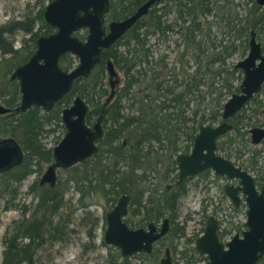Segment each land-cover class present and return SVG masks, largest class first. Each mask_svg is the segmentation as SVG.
<instances>
[{
	"label": "trees",
	"instance_id": "16d2710c",
	"mask_svg": "<svg viewBox=\"0 0 264 264\" xmlns=\"http://www.w3.org/2000/svg\"><path fill=\"white\" fill-rule=\"evenodd\" d=\"M143 1L108 0V11L105 17L109 20L122 19L131 14ZM209 4L210 0H173L172 6L168 9L172 10L174 17L168 22L162 20L161 16L155 13L156 4H154L148 10L144 20L145 16L138 20L113 45L101 50L99 61L93 66L88 76L73 81L70 90L53 105L50 111L42 112L39 107L31 106L24 112L12 111L0 115V135L14 138L23 152L20 164L0 173V206L2 205V209L6 210L13 207V199L17 194L19 184L26 176L35 171V167L37 170L41 163H49L52 160L51 149L43 147L39 142L42 122L46 123L50 118L59 122L61 108L69 104L74 95H78L86 103L93 106L85 116L86 121H89L93 116L102 115L103 136L97 143V149L100 150L93 157H98L101 148L105 147L107 149L105 152L113 160L110 166H106L96 174V178L92 181H86L87 194L94 192V194L104 198L105 201H114L121 194H129V208L124 221L130 227L134 225L130 217L134 213H139L140 209L143 212L140 219L136 221V225L150 221L156 222L164 214L172 221L177 209V200L160 197L151 200V197L148 196L146 206L141 207L139 198L144 190L140 189L136 183L141 182L143 176L140 178L134 176L133 179L132 176L137 165L149 158V146L146 147L148 151L143 149L149 141L166 137L169 142H172V139H176L177 134L192 135L198 125L215 122L220 116L222 104L220 106L218 102L214 104L215 109L207 115L201 110L199 114V110L194 106L192 116H184V111L188 108L194 92L198 91L200 85L207 84L203 72L208 71L211 75L216 76L222 73V69L215 70V72L210 69L204 71L199 64L198 57H201L205 51L202 42H200L204 34L201 29L203 23L200 22L199 18L201 15L210 12ZM165 6H163L164 10ZM41 12L42 9H37L32 16L24 15L22 19L11 20L0 25V56L8 54L13 56L17 54V51L23 53L21 61L13 63L11 67L8 65L4 68L0 78H5L16 65L23 63L31 55L35 48L34 41L37 36L47 35L53 31L51 26L42 21ZM165 13L162 11L161 15ZM257 21L258 18H255L246 26H242L237 30L238 36L245 35L248 28L255 29ZM34 23H38V28L31 31ZM184 23L186 25H183ZM18 31L29 33V36L22 42L21 48L16 50L12 49L10 39ZM172 32L180 36V43L174 42V46L182 45L181 56L186 51L188 53L190 48L197 52L196 56H194L195 53L190 54V57L194 58V64H198L197 70L190 77L189 74L182 71L183 76L187 77L182 78V81L175 77L176 74L172 72V65L168 68L167 80L162 81L161 71L168 67L165 60L166 56L160 54L159 49L151 48L148 44L147 36L154 34L164 42L167 41V33ZM199 32L201 36L198 34ZM198 36L199 39L196 40ZM25 42H29L31 50H27V46L24 45ZM121 45L124 46L123 50L120 49ZM242 46L246 47L245 44ZM234 49L235 47L231 46L228 51L224 48L223 50H216L210 62L223 63L225 57H228ZM175 54H178L177 50ZM106 58H109L114 67L121 72L123 82L115 90L114 98L110 103L101 107L99 100L107 95V89L103 82ZM12 59L9 58L8 60ZM74 59L67 53L63 54L58 61L59 68L62 70L70 69ZM185 66H189V62ZM228 71L226 72L228 76H232V72L238 70L231 68ZM197 73L201 76H198ZM180 85L182 87L177 88ZM223 85L229 92L231 84L224 82ZM17 88V82L8 78L5 79L4 84H0V100L7 108L14 109L18 105ZM156 92L163 93L164 97L155 104L158 99V96H155ZM220 96L218 94L216 101L219 100ZM124 110L126 113H123ZM188 122H190L189 125ZM171 149L177 150L176 147ZM121 161H128V164L131 163L132 165L122 172L121 167L117 166ZM83 193H85L84 190H81V194ZM35 196L37 202L31 217L27 220L24 217L25 212L22 211L20 217L13 219L5 228V247L2 251L0 264H34L37 249L44 240H49V242L60 240L63 234L61 225L52 222L53 216L60 207V195L49 191L47 199H44L43 191L40 190ZM133 202H135L136 208L132 213L130 207ZM175 234L182 235L183 231L177 229ZM121 258H123L122 263L127 264L125 257Z\"/></svg>",
	"mask_w": 264,
	"mask_h": 264
},
{
	"label": "rangeland",
	"instance_id": "374dc122",
	"mask_svg": "<svg viewBox=\"0 0 264 264\" xmlns=\"http://www.w3.org/2000/svg\"><path fill=\"white\" fill-rule=\"evenodd\" d=\"M49 1L50 0H0V25L11 20L22 19L24 15L32 16L37 9H42ZM172 4L173 0L160 1L155 6V13L160 15L162 20H166L167 22L172 20L174 15L172 10L168 9ZM164 5H166L165 10L163 8ZM209 7L210 12L201 15L199 18L200 22L203 23L201 29L204 34L200 42H202L205 48L202 56L198 57L200 60L199 64L200 68L202 70L204 69V71L205 69H210L215 72V70L222 69V73L216 76L211 75L208 71L203 72V77L207 84L200 85L197 89L198 91L194 92L188 104V108L184 111L185 117L192 116V109L195 108L194 106L199 110V114L201 110L202 113L204 112V114L207 115L215 109L214 104L216 102L221 106L230 94L237 92L236 88H238L242 75L238 71H235L232 72V76H228L226 72L234 68L235 63L246 55L247 47H243L242 45L246 43L248 29L243 36H238L237 30L242 26H246L248 22H252L255 18H258L261 13H264V10L260 9L261 7L258 8L255 0H210ZM162 11L166 13L161 15ZM145 18L146 16L143 20ZM107 21H109V19L104 17L105 24ZM183 25H186V23ZM37 28L38 23H34L31 31H35ZM74 34L82 40L86 35V30L80 29ZM198 34L201 36L200 32ZM28 36L29 33H23L21 31L15 32L10 39L12 42V49H20L23 45L22 42L26 40ZM259 37L256 36L258 42L261 41ZM147 38L151 48L159 49L160 54L166 56L165 60L168 63V67L161 71L162 81L167 80V71L171 65L173 66L172 72L176 74L175 77L179 81H182V78H187L183 76L182 71H184L185 74H189V77L194 75L198 64H194V58L190 57V54L195 53L194 56H196L197 52L189 47L188 53L187 51L184 52L186 56L185 54L181 56L180 53L183 51L182 45L178 47L174 46V42L180 43L179 34L174 32L167 33V41L164 42L158 39L154 34L147 36ZM198 39L199 36L196 40ZM24 45L27 46V50H31V48H29V42H25ZM231 46H234L235 49L231 51L228 57H225L223 63L210 62L216 50H223L224 48L228 51ZM120 49L123 50L124 46L122 47L121 45ZM176 50L178 54H175ZM22 56V51H17V54L13 56L11 54L0 56V74H2L4 68L8 65L11 67L13 63L21 61ZM9 58L13 59L8 60ZM188 62L189 66H185ZM75 64L76 62L74 59L73 65ZM197 75L199 76L200 74L197 73ZM8 76L9 73L5 78H0V84H4ZM117 76L119 81L116 89L119 88L123 82V76L120 71L117 72ZM106 81L105 77L104 85L108 87ZM224 82H229L231 84L229 92L227 91L228 89L224 87ZM181 87L182 85L177 88ZM218 94L221 96L219 100L216 101ZM155 96H158L155 104L164 97L163 93L160 92H156ZM256 99L261 101L262 105L260 106L263 107L257 106V101L247 103L244 106L243 115L247 116V118L242 119L241 122L235 126L239 133L246 132L248 128L256 125V117L259 119V122L261 121L260 110L264 108V88L262 95L260 97L256 96ZM102 101L103 97L99 102ZM84 102L86 103L85 100ZM0 104L4 105L1 100ZM122 104L125 105V103ZM86 106L89 110L93 107L88 103H86ZM123 113H126V111L124 110ZM218 120L219 118L208 125H215ZM55 123L56 121L53 118H50L46 123H44V121L42 122V127L39 132V142L45 148H52L63 135L61 128H56ZM187 124L189 125L190 122ZM228 136L234 137V131H230ZM0 137L3 136L0 135ZM242 140L243 135L242 137L239 135L235 137L234 143L228 149L231 154L229 159L234 163L240 164L246 160L244 163L247 164L246 169L249 174L251 176H257L260 174L261 168L264 167V140L258 145H251L248 142V146L245 147L247 151L242 152V155L239 156L238 152L241 153V150H243ZM99 150L100 149H98V151ZM105 150L107 149L102 147L98 157H91L86 160V162L77 163L67 169H56V179L52 187L45 184L41 186L38 185V180L48 163H41L39 169L36 170L35 167V171L21 181L15 199H13V207L4 210L2 209V205L0 206V262L2 251L5 247V228L13 219L20 217L22 211L25 212L24 217H26L27 220L31 217L37 202L35 195L41 190L43 191L44 199H47L49 191L60 195V207L53 216L52 222L61 225L60 227L63 234L60 240H52L51 242H49V240L43 241L35 254L34 264H123V258L119 256L117 248L106 245L102 241V234L105 228L104 214L111 209L115 199L114 201H105L104 198L94 194V192H88V194L86 192V181H92L96 178V174L99 173L100 170L104 169L106 166H110L113 162V160L110 159V155L105 152ZM219 153L222 154V152ZM251 160L255 161L252 165ZM130 165L132 164H128V161H121L117 166H120L123 172L128 169ZM135 170H137V167ZM135 170L133 171L134 175L140 173L139 171L135 172ZM138 177L139 175H137V178ZM211 178L212 175L209 173L205 177H198L186 183L185 198L178 203L175 216L169 224L170 228H172L171 231L153 245L150 254L135 253L125 257L127 264H159L158 260L163 256V250L165 248L169 249L170 259L173 264H203L205 262V256L194 252L193 244L195 238L202 233L208 215H213L216 219L218 218L219 229L225 231L224 235L220 238L222 242L229 240L234 234L240 236L241 231L245 229L243 225L245 221V207L241 205L233 210L229 207L227 201H221L219 204L216 203L218 201V190L216 192L213 185L209 183ZM152 180V182H157V179ZM136 184L143 190L144 187L148 189L151 187L146 181ZM217 184H219V182H217ZM29 186H31V189H29ZM81 190H84L85 193L81 194ZM113 197L115 198V196ZM215 207H217L216 212L213 213ZM218 207L223 210H219ZM130 218L132 224L134 223V225H136V221L140 219V216L135 215ZM160 220V218L156 220L157 225L160 223ZM139 224L140 223H138V225ZM144 224L145 223H141L140 225L144 226ZM134 225L131 227H135ZM177 229H181L183 234H175ZM256 264H264V256Z\"/></svg>",
	"mask_w": 264,
	"mask_h": 264
},
{
	"label": "water",
	"instance_id": "95a60500",
	"mask_svg": "<svg viewBox=\"0 0 264 264\" xmlns=\"http://www.w3.org/2000/svg\"><path fill=\"white\" fill-rule=\"evenodd\" d=\"M160 1L162 0H144L131 14L122 19L109 20L105 24L108 0H50L42 8L41 14L42 21L51 26L53 31L37 36L31 55L23 63L16 65L9 74V79L18 84L19 103L14 111L24 112L31 106L44 111L50 110L70 90L73 81L88 76L99 61L101 50L113 45ZM255 2L258 5L264 4V0ZM80 29L86 30L82 40L74 34ZM247 46L246 55L234 65L235 69L241 71L242 77L238 92L230 94L222 104V121L215 126L200 125L190 152L177 154L174 158L177 166L175 185L187 176L210 169L216 175L239 180L240 188L223 186L224 193L234 207L238 204V189L244 196L246 229L241 232V237L234 234L222 244L216 235L215 219L207 217L202 233L194 241V250L206 255L207 261L204 264H255L264 255V171L261 188L257 192L249 174L214 152L215 139L230 129L226 119L256 94L264 82V56L261 55L259 43L252 31L249 33ZM66 53L75 58L76 64L68 70H62L58 61ZM105 70L110 92L104 99V105L111 99L117 82L109 58L105 60ZM9 112V108L0 104V115ZM85 114L86 105L78 95L72 98L69 106L61 110L60 120L65 132L51 148L52 161L43 170L38 185L52 187L56 179L55 169L69 168L89 158L96 151V141L102 134L99 124L102 117L99 115L88 126L85 124ZM249 133L251 142L256 144L264 137V128L252 127ZM22 156L21 147L14 138L0 137V173L20 164ZM127 205L128 196L121 194L105 213L102 241L117 248L121 257L134 253L149 254L153 243L167 232L168 220L163 218L157 231L152 222L145 228H129L124 221ZM158 263L173 264L167 248Z\"/></svg>",
	"mask_w": 264,
	"mask_h": 264
},
{
	"label": "flooded vegetation",
	"instance_id": "af4514ba",
	"mask_svg": "<svg viewBox=\"0 0 264 264\" xmlns=\"http://www.w3.org/2000/svg\"><path fill=\"white\" fill-rule=\"evenodd\" d=\"M256 3V2H255ZM256 5L258 6V8L260 9H263L264 10V4L263 5H258L256 3ZM253 32L254 33V37H255V40H256V36H260V42H257L259 43V46H260V52H261V55L264 56V42H263V39H264V13H261L260 16L258 17V21H257V25H256V28L255 29H250L248 28V33H247V36H246V47L248 49V40H249V33L250 32ZM247 53V52H246ZM108 59V58H106ZM105 59V60H106ZM111 61V60H110ZM112 63V62H111ZM113 68L115 70V73H116V84L114 85V89H113V95L111 97V99L104 105L103 102H104V99L108 96L109 92H110V89H109V85H108V80H107V73H106V70H105V61H104V78L106 77V84L108 87L105 86V88L107 89V95L105 97H103V101L102 102H99V104L101 105V107H105L106 105H108L110 103V101L114 98V95H115V90L116 89V86L118 85V76H117V72L118 70L114 67L113 65ZM239 71V73L241 74V71L239 69H236ZM103 82H104V79H103ZM263 88H264V82L261 84L260 86V89L259 91L254 94L253 96L250 97V99L235 113L233 114L231 117L227 118L226 119V122L228 124H230V129L227 130L224 134L220 135L219 137H217L215 139V154H219L220 156H222L223 158H226V159H229L230 158V151L228 150L231 145L234 143V140H235V137H237L238 135L242 137L243 135V144H242V147H243V150H241V153H239V156L242 155V152H246L247 149H245L246 146H248V142L251 144V145H258L260 143H262V141L264 140V137H262L258 143L254 144L251 142V137H250V133H249V129L252 128V127H257V128H264V118H263V110L264 108H262L260 110V113H261V121L259 122V119H257V117L255 118L256 122L254 126L248 128L246 130V132H243V133H239L237 131V128L235 127L239 122H241L242 119H245L247 118V116H244L243 115V108L244 106L247 104V103H250V102H256L257 106H260L262 105L261 101L256 99V96L260 97L263 93ZM17 91H18V88H17ZM237 92H238V88H237ZM236 92V93H237ZM19 95V93H18ZM59 101V100H58ZM100 101V100H99ZM84 102V100H83ZM18 103H19V99H18ZM56 103V102H55ZM54 103V104H55ZM85 103V102H84ZM53 104V105H54ZM71 104V103H70ZM70 104L66 105V106H63L61 108V110L64 108V107H67L69 106ZM52 105V107H53ZM86 105V103H85ZM5 106V105H4ZM6 107V106H5ZM51 107V108H52ZM260 107H263V106H260ZM15 108V107H14ZM10 109V108H9ZM221 109H222V106H221ZM41 111H44L40 108ZM51 110V109H50ZM48 110V111H50ZM61 110L59 112V122L57 121L55 123V127L56 128H61L62 130V133L64 134L65 132V129H64V126L60 120V113H61ZM14 111V109H10V112ZM48 111H45V112H48ZM89 111V109L87 108L86 106V114L87 112ZM9 112V113H10ZM254 112V111H252ZM7 114V113H6ZM85 114V116H86ZM101 115V114H100ZM99 116V115H98ZM92 117L89 121H86L85 120V124H87L88 126H91V124H93L96 120V118L98 117ZM102 117V115H101ZM222 121L221 119V110H220V116H219V120L217 121V123L215 125H217L218 123H220ZM99 124H100V127H101V130H102V134L101 136L98 138V140L96 141V151L87 159H85L84 161L82 162H86V160L90 159L91 157H93V155L95 153H97L98 149H97V143L98 141L102 138L103 136V124H102V118L100 119L99 121ZM208 125V124H207ZM215 125H211V126H215ZM200 125L197 126V129L196 131L192 134V135H186L185 133H182V134H177L176 136V139H172V142H169L168 139L166 137H161L160 140H155V141H149L146 145H145V148H143L144 150H147L146 147L149 146L150 148V152L148 153L149 154V158L146 159V161H141V163L139 165H137V170L136 171H139L140 173L137 174L139 175V178L141 176H143L142 178V181L141 183H144L145 181L151 186L149 189L147 187H144V192L142 193V195L140 196V204H141V207L143 205L146 206V203H147V198L148 196L151 197V200H156L158 199L159 197L160 198H163V199H176L177 200V205L178 203H180V201H182V199H184L185 197V194H186V189H185V185L188 181L192 180V179H196V178H202V177H205L207 174L211 173L212 175V178H211V181H209L210 184L213 185V187L216 189V192H217V199L218 201L216 203L219 204V202L221 201H227L228 202V205L231 209H236L238 208L239 206L243 205L245 207V211H246V206H245V202H244V196L242 194V191L240 189L237 190L236 192V196L238 198V204L236 207H234L231 202H230V199L229 197L224 193L223 191V186L225 185H228V186H231L232 188H240V184H239V180L237 178H232V179H227L225 176H220V175H216L212 170L210 169H205L197 174H194V175H190V176H187L183 179V181L177 185L174 184L175 180H176V175H177V166L175 164V156L177 154H187L190 152L191 148H192V144H193V139L195 137V135L197 134V131H198V127ZM230 131H234V137L232 136H228V133ZM230 135V134H229ZM63 136V135H62ZM3 137H6V136H3ZM61 139V138H60ZM60 141V140H59ZM58 141V142H59ZM57 142V143H58ZM56 143V144H57ZM123 145V143H122ZM173 147H176L177 150H172L171 148ZM51 149V148H50ZM148 151V150H147ZM219 152H222L219 153ZM253 153V152H252ZM256 154V153H254ZM237 156V155H236ZM230 160V159H229ZM52 161V160H51ZM50 161V162H51ZM231 161V160H230ZM246 160L243 161V163H233L234 166L236 167H239L240 169L244 170L247 174H249V172L247 171V164L244 163ZM251 165L255 162L254 160H251ZM50 162L48 164H50ZM242 162V161H241ZM81 163V162H79ZM77 164V163H76ZM75 165V164H74ZM70 168V167H69ZM67 169V168H66ZM56 170V169H55ZM264 171V167L261 168V172L260 174H258L257 176H250L252 177L253 179V186L255 188V190L257 192H259L260 188H261V183H262V173ZM137 175H134L135 177H137ZM56 176V175H55ZM156 180L157 179V182H152L153 180ZM217 182H219V184H217ZM163 184V185H162ZM46 185V184H45ZM162 185V186H160ZM41 186V185H40ZM169 186V187H168ZM146 189V190H145ZM146 193V194H145ZM128 196V204H129V200H130V196L129 194H126ZM120 196V195H119ZM118 196V197H119ZM117 197V198H118ZM116 198V199H117ZM116 201V200H115ZM115 203V202H114ZM114 205V204H113ZM148 207V206H147ZM112 208V207H111ZM128 208H129V205H127V211H128ZM134 208H136V205H135V202H133V204L131 205L130 209H131V212L133 213V211L135 210ZM216 208L214 209L213 213L216 212ZM219 210H223L221 208L218 207ZM109 211V210H108ZM107 211V212H108ZM143 210L140 209V212L139 213H134L133 216L135 215H139L141 217V214H142ZM127 214V213H126ZM105 215V214H104ZM208 216H212L216 223H217V229H216V235H217V238L218 240L224 244L226 241L222 242L220 240V238L224 235L225 231L223 230H220L219 229V221H218V218L216 219L213 215H208ZM207 216V217H208ZM163 218H166L168 220V229H167V232L162 236L160 237L157 241H159L161 238H163L166 234H168L172 228H170V223L172 221L169 220V217L166 216L165 214L162 215V217H160V219L162 220ZM159 219V218H158ZM207 219V218H206ZM246 219V218H245ZM161 220H160V223H161ZM206 221V220H205ZM152 223L155 224L156 226V231L158 230L159 228V225L160 223L157 225L156 222L154 221H150ZM245 222V221H244ZM149 222L145 223L144 226L143 225H134L135 227H130L128 226L129 228H137V227H142V228H145L146 225L148 224ZM244 225V223H243ZM205 226V225H204ZM245 227V225H244ZM246 229V227H245ZM244 229V230H245ZM243 230V231H244ZM203 231V230H202ZM242 232V231H241ZM238 235V234H237ZM239 236V235H238ZM241 237V234L240 236ZM197 238V237H196ZM195 238V239H196ZM230 240V239H229ZM195 241V240H194ZM228 241V240H227ZM154 242L153 245L156 243ZM153 245H152V248H153ZM152 248H151V251H152ZM168 249V248H167ZM150 251V253H151ZM193 251L196 252L194 250V244H193ZM149 253V254H150ZM168 253H169V249H168ZM197 254H200L198 252H196ZM135 254V253H134ZM148 255V254H146ZM163 255H164V250H163ZM205 256V262L207 261V258H206V255L205 254H202ZM170 256V255H169ZM264 255H262L257 261L259 262V260L261 258H263ZM163 257V256H162ZM160 259V258H159ZM159 261V260H158ZM204 262V263H205ZM203 263V264H204ZM255 263V264H256Z\"/></svg>",
	"mask_w": 264,
	"mask_h": 264
}]
</instances>
